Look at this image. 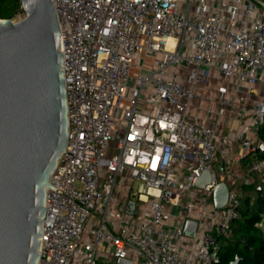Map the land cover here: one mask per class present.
<instances>
[{
    "label": "built area",
    "instance_id": "built-area-1",
    "mask_svg": "<svg viewBox=\"0 0 264 264\" xmlns=\"http://www.w3.org/2000/svg\"><path fill=\"white\" fill-rule=\"evenodd\" d=\"M51 2L67 127L35 264L218 263L220 244L234 240L244 186L264 188V0ZM212 77L218 107L191 117L190 100ZM243 89L257 97L238 96ZM227 112L238 120L233 137L221 131ZM203 171L210 180L195 187ZM219 182L227 199L215 207ZM187 220L196 224L189 234ZM105 241L111 258L99 261Z\"/></svg>",
    "mask_w": 264,
    "mask_h": 264
},
{
    "label": "water",
    "instance_id": "water-1",
    "mask_svg": "<svg viewBox=\"0 0 264 264\" xmlns=\"http://www.w3.org/2000/svg\"><path fill=\"white\" fill-rule=\"evenodd\" d=\"M69 1V0H66ZM24 17L0 18V264H35L45 188L66 143V106L61 75L59 25L51 0H20ZM258 148L264 151V142ZM210 180L203 171L193 185ZM227 199V187L213 190L215 207ZM135 202H127L132 214ZM195 222L187 220L186 233ZM117 264H130L119 259ZM229 264H238L235 258Z\"/></svg>",
    "mask_w": 264,
    "mask_h": 264
},
{
    "label": "trees",
    "instance_id": "trees-1",
    "mask_svg": "<svg viewBox=\"0 0 264 264\" xmlns=\"http://www.w3.org/2000/svg\"><path fill=\"white\" fill-rule=\"evenodd\" d=\"M20 0H0V18L12 19L21 11ZM258 137L264 142V123L260 126ZM264 156V151H258ZM239 209L240 215L234 224V240L222 242L219 261L216 264H229L235 258L238 264H264V236L257 226L264 217V188L256 189L251 204L246 198Z\"/></svg>",
    "mask_w": 264,
    "mask_h": 264
},
{
    "label": "crops",
    "instance_id": "crops-1",
    "mask_svg": "<svg viewBox=\"0 0 264 264\" xmlns=\"http://www.w3.org/2000/svg\"><path fill=\"white\" fill-rule=\"evenodd\" d=\"M216 84V80L212 77L208 80L206 88L204 90L203 95L195 96L190 100V106H189V115L192 116H198L202 117L205 114V110L208 106L212 108L218 107V102L215 99L210 100L211 93L213 92V88ZM226 121V126L222 128V133L226 134L229 137H233L236 129L238 128V120L235 118V115L233 112H227L226 117L224 118ZM247 164V161L241 162L240 166L243 167ZM119 190L117 191V199H119ZM243 197L241 201V208L245 204V199L249 198V204L253 201L252 198L255 196L256 192L254 191L253 185L244 186L242 191ZM123 196L120 198V202L122 200ZM109 227L114 230V227ZM87 238H90L89 236H86ZM112 249L108 245V241H105L104 247L99 250L98 252V259L99 261L105 260L107 256L111 257Z\"/></svg>",
    "mask_w": 264,
    "mask_h": 264
},
{
    "label": "rangeland",
    "instance_id": "rangeland-1",
    "mask_svg": "<svg viewBox=\"0 0 264 264\" xmlns=\"http://www.w3.org/2000/svg\"><path fill=\"white\" fill-rule=\"evenodd\" d=\"M24 11L21 9V11L19 13H17L11 20L12 21H18L20 19H22L24 17ZM136 68V65L133 66V69ZM238 96H246L248 99H255L257 96L256 95H252L250 93H247L246 89H243ZM119 179H120V185H119V199H118V203L120 204V198L127 192L128 187L130 185V181L126 179V173L125 174H120L119 175ZM137 187V183L134 182L133 183V188ZM122 205V204H121ZM143 207L145 206V203L142 205ZM257 226L260 228L263 236H264V217L262 218V220L257 223ZM111 257L107 256L106 258H104L105 260H110Z\"/></svg>",
    "mask_w": 264,
    "mask_h": 264
},
{
    "label": "snow or ice",
    "instance_id": "snow-or-ice-1",
    "mask_svg": "<svg viewBox=\"0 0 264 264\" xmlns=\"http://www.w3.org/2000/svg\"><path fill=\"white\" fill-rule=\"evenodd\" d=\"M129 139H133L134 137L133 136H131V135H129V137H128ZM155 163L153 164V168H155Z\"/></svg>",
    "mask_w": 264,
    "mask_h": 264
},
{
    "label": "bare ground",
    "instance_id": "bare-ground-1",
    "mask_svg": "<svg viewBox=\"0 0 264 264\" xmlns=\"http://www.w3.org/2000/svg\"><path fill=\"white\" fill-rule=\"evenodd\" d=\"M170 43H171V38H168L167 39V44L170 46Z\"/></svg>",
    "mask_w": 264,
    "mask_h": 264
}]
</instances>
